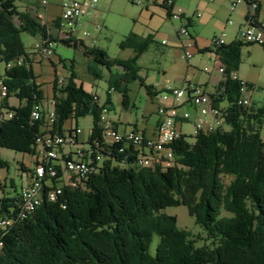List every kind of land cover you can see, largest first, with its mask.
Segmentation results:
<instances>
[{
	"label": "trees",
	"instance_id": "1",
	"mask_svg": "<svg viewBox=\"0 0 264 264\" xmlns=\"http://www.w3.org/2000/svg\"><path fill=\"white\" fill-rule=\"evenodd\" d=\"M16 1L0 0V62L24 61L6 68L0 77L5 79L10 97H17L22 104L12 108L13 119L0 126V148L33 155L42 122L33 125L30 116L43 100L44 90L37 83L21 34L58 41L47 24L21 12ZM164 7L170 17L171 9ZM259 14L260 7L256 17ZM153 43L152 34L141 37L130 33L119 47L133 50L134 57L123 60L111 59L96 46L62 42L89 58L87 71L94 78H103L102 68L108 70V91L103 104L96 102L94 95L78 84L71 63L67 85L61 97H56L53 132L62 133L67 122L90 116L89 143H101V116L105 108L114 110L113 92L122 95L125 109L130 107L131 82L140 81L148 96L154 95L152 85L140 77L138 65ZM250 45L254 44L233 41L217 51L227 67V78L215 90L230 103L240 89L230 74L238 72L241 49ZM230 110L229 130L199 134L194 142L174 139L166 144L175 147V162H167L173 163L165 164L167 167L163 162L139 166L136 157L120 166L121 156L115 155L114 149L113 154L102 151L101 171H94L75 187L64 185L56 202L42 198L30 216L14 225L3 238L0 264H264V140L260 134L264 109L233 105ZM2 168H8V162L0 158ZM3 188L0 182V191ZM13 202L3 198L0 206L4 211ZM180 205H185L211 244L196 246L191 233L178 227L177 218L164 212L169 206ZM155 237L158 242L152 253Z\"/></svg>",
	"mask_w": 264,
	"mask_h": 264
},
{
	"label": "rangeland",
	"instance_id": "2",
	"mask_svg": "<svg viewBox=\"0 0 264 264\" xmlns=\"http://www.w3.org/2000/svg\"><path fill=\"white\" fill-rule=\"evenodd\" d=\"M23 0H17L16 5L21 9ZM165 0H99L97 11L93 12L88 24L89 29L93 32L96 40L95 46L105 50L111 59H129L134 57V51L131 49L122 50L119 44L130 33H135L141 37L154 35V43L149 50L140 56L138 65L141 68L140 77L145 79L146 85H154L158 88L165 85L174 87L181 86L182 80L186 79L203 85L209 82L211 75H216L213 64V53L204 52L195 54L191 61H187L184 52L180 50V41L178 39V31L182 26L180 19H170L164 5ZM237 0H215L209 3L207 0H178L177 6L174 8L186 9L189 15L199 13L201 18L197 20V25L189 29L191 35L197 37L199 48L208 49L215 37H220L226 33L227 43H231L238 39L239 26L245 22V15L248 7L244 2H239L237 10L231 11L232 2ZM262 1V12L260 20L264 23V0ZM57 0H51L52 5L49 6V14L56 16L59 9L56 5ZM232 20L233 25H229L228 21ZM99 27V28H97ZM54 35V32L51 31ZM21 39L29 54L32 62L33 70L37 75V83L44 90V97L40 105L43 108L50 107L53 98V87L55 76L59 74L66 79L70 76V65L74 64L75 71L78 75V84H82L84 89L91 94L98 95L100 103H104L108 91L107 78L108 70L102 68L103 78L96 79L87 71L89 58H86L81 50L74 47H68L61 43L54 44V55L47 57L43 53L34 49L38 42L37 37L27 33L21 34ZM163 40L167 43L162 45ZM90 43L89 40H87ZM238 76L242 80H250L254 82L255 89L250 93L251 106L255 111L264 109V45L254 44L244 46L241 49ZM65 62L67 67H64ZM188 64H198L199 70L189 69ZM205 67L210 68V73L203 72ZM7 64L0 62V76L5 74ZM115 72L116 70L113 69ZM131 106V121L136 120L143 122L145 119L153 123L157 117L159 99L151 101L147 91L141 86L140 81L131 82L128 91ZM154 99V98H152ZM10 103L18 105L19 100L15 96L9 98ZM112 100L115 107L110 115L122 113V95L116 92L112 93ZM191 112H193L191 110ZM192 114V119H193ZM82 130L80 135V146L87 148L88 140L91 135L93 126L92 117L88 116L80 118L76 121ZM69 123L66 126H69ZM75 124V120H72ZM76 123V124H77ZM193 121L183 124V132L190 142H194L193 138ZM262 139L264 140V118L263 125L260 130ZM157 139V146L165 148L166 144L160 143ZM0 158L8 162V168L0 169V182L4 188L0 191V199L3 197L13 198L23 185V177L20 168L25 163H31L30 155L17 153L12 150L0 148ZM161 159L164 161H173L172 153L161 152ZM163 166L167 167L173 163L163 162ZM165 164L167 166H165ZM123 166V165H121ZM228 183V179L224 178ZM13 183V185H12ZM63 182L58 183L62 186ZM169 216L177 218L178 227L191 233V239L195 241L196 246L211 244L207 239V235L203 229L196 224L195 219L188 213L187 208L182 205L168 207L164 211ZM224 216L227 213H223ZM158 237L154 238L152 244V253L155 252Z\"/></svg>",
	"mask_w": 264,
	"mask_h": 264
},
{
	"label": "built area",
	"instance_id": "3",
	"mask_svg": "<svg viewBox=\"0 0 264 264\" xmlns=\"http://www.w3.org/2000/svg\"><path fill=\"white\" fill-rule=\"evenodd\" d=\"M42 8H48L51 0H35ZM59 16L56 19L58 25L51 23L50 29L54 32L53 37L58 43L77 41L82 42L88 47L95 46L93 32L88 24L93 12L97 11L99 0H58ZM176 0H165L164 5L171 9L170 19H180L182 26L178 31V36L184 39L182 51L186 60L189 62L195 54L199 53L195 41L189 31V21L181 8L174 10ZM214 3L215 0H207ZM244 2L248 7L243 25L238 31V39L244 44L264 45V23L257 16L260 7L258 0H237L232 2L231 11L237 10L239 2ZM200 16L198 13L196 14ZM42 24H47L45 16L37 17ZM233 25V21H228ZM99 28V27H97ZM227 34L223 33L220 37H215L211 43L210 49L213 53V64L215 72L220 76L221 81L227 78L226 65L222 56L217 53L218 49L230 43L226 41ZM38 42L34 49L43 53L47 57L54 55V44L56 41L52 37H37ZM90 41V43L87 42ZM167 42L163 40L162 45ZM24 59L20 58L7 64V68L22 65ZM203 72L210 73L208 67ZM232 80L240 84L239 96L230 103L220 98L219 93L214 90L208 92L203 85L194 84L191 80L184 79L182 87L165 85L164 88L153 87L154 99H159L161 103L157 110V125L153 134H148L144 129H132L127 132H120L110 113L105 110L101 116L102 142H94L85 148L80 146L79 137L82 130L78 124L71 123L65 126L62 133L53 132V123L56 118V97H61V90L67 85L68 79L55 76V87L50 107L44 109L43 105L34 106L31 111L30 121L37 124L42 122V132L36 138L34 154L31 157L34 160L32 167H29L27 173V183L21 187L20 192L15 196L14 202L10 203L6 209L0 206V234L5 229L7 218H17V216H30L31 207L39 203V198H45L48 195H59L58 183L64 180H82V175L92 174L93 171H101L104 161L102 151L112 149L117 156H121V164H127L130 158L136 157L135 162L141 160H151L154 163L175 162V147L166 146V148L157 147V139L177 138L178 141L188 138L183 132V124L193 121V138L199 134L209 133L216 130H229L227 120L231 117V107L236 105L243 109L251 108L250 93L255 86L238 76L237 71L230 74ZM54 88V87H53ZM9 87L3 77H0V126L12 120L15 112L11 106L6 104L10 98ZM94 100L99 102L98 95H94ZM103 104V103H101ZM190 108L195 110L192 119ZM117 115V114H115ZM190 142V141H189ZM111 150V151H110ZM161 152L173 153V161H164L161 159ZM113 154V153H112ZM87 186V184H86Z\"/></svg>",
	"mask_w": 264,
	"mask_h": 264
},
{
	"label": "crops",
	"instance_id": "4",
	"mask_svg": "<svg viewBox=\"0 0 264 264\" xmlns=\"http://www.w3.org/2000/svg\"><path fill=\"white\" fill-rule=\"evenodd\" d=\"M259 1V3H260V14H259V17H260V15H261V12H262V1L261 0H258ZM23 2V4H22V7H21V9H19L21 12H26V13H30V14H32L34 17H38V15H43V16H45V19H46V22H47V25L50 27V25H51V23H54V21L58 18V16H59V14L58 15H56V16H51L50 14H49V7L48 8H42L35 0H23L22 1ZM59 1L57 0V2H56V5H57V7H58V9H59ZM177 4H178V0H176L175 1V6H174V8L177 6ZM52 5V3L50 4V6ZM182 9V8H181ZM183 10V12H184V15L188 18V21H189V24H188V27H189V29H191V28H194L196 25H197V20H199L200 18H201V14H199L200 16L198 17L196 14L197 13H195V14H193L192 13V15H189L188 13H187V11H186V9H182ZM59 13H60V10H59ZM244 19H245V17H244ZM241 26V25H240ZM240 26H239V28H240ZM190 31V30H189ZM239 31V30H238ZM192 37H193V39H194V41H195V45H196V48H197V50L199 51V53H204V52H202V51H204L202 48H199V46H198V43H197V37L196 36H194V35H192ZM178 39H179V41H180V50H182V44L184 43V39H181L179 36H178ZM235 41V40H234ZM164 45V44H163ZM166 45V44H165ZM164 45V46H165ZM209 49V48H208ZM199 53H197V54H199ZM188 67H189V69H194V70H196V71H198L199 70V65L197 64H188ZM212 77H211V79H210V81L209 82H206L205 84H203V86H204V88L208 91V92H213L215 89H216V87L218 86V84H219V82L221 81V78H220V76L216 73V75H211ZM245 81H247V82H249V83H251V84H253L254 82H251L250 80H245ZM193 82V81H192ZM195 83H197V82H194V84ZM198 84V83H197ZM151 85V84H150ZM184 85V80H182V84H181V86L180 87H182ZM254 85V84H253ZM165 86H161V88H164ZM177 87H179V86H177ZM93 95H95V94H93ZM18 99V98H17ZM19 100V99H18ZM158 99H152V97H151V101L153 102V101H157ZM159 101V104L161 103V101L160 100H158ZM130 102V101H129ZM6 104L8 105V106H11V108H18L22 103L20 102V100H19V102H18V105H13V104H11L10 103V100L8 99L7 101H6ZM101 104V103H100ZM45 109V108H44ZM46 109H48V108H46ZM114 110H115V107H114ZM190 110H192L193 112H192V114L194 115L195 114V110L193 109V108H190ZM113 111V110H112ZM111 119L113 120V122L115 123V125H116V128L120 131V132H127V131H130V130H132V129H144L145 131H146V133H148V134H153V132H154V130H155V127H156V125H157V121H158V117H156V119H155V121L153 122V123H150V120H148V119H145L143 122H140V121H138V120H136V121H134V122H132L131 121V106L128 108V109H125L124 107H123V110H122V113H121V115L120 114H118V115H115V116H111ZM70 122V121H69ZM69 122H67V123H69ZM66 123V124H67ZM71 123H72V121H71ZM70 123V124H71ZM75 123H77L76 121H75ZM69 124V125H70ZM78 124V123H77ZM79 140H80V138H79ZM158 148H160L159 146H157ZM30 158H31V163L32 164H28V163H25V162H23L24 163V165H22L21 166V168H20V171L22 172V176L23 177H25V178H23V185L22 186H24L26 183H27V180H28V178H27V175H25V173H27V171H28V169H29V167H32V165H33V163H34V160H33V158L31 157V155H30ZM12 185H13V183H12ZM18 194V193H17ZM16 194V195H17ZM4 199H10V198H8V197H3ZM2 198V199H3ZM15 198V196L13 197V198H11V199H14ZM0 201H1V199H0Z\"/></svg>",
	"mask_w": 264,
	"mask_h": 264
},
{
	"label": "bare ground",
	"instance_id": "5",
	"mask_svg": "<svg viewBox=\"0 0 264 264\" xmlns=\"http://www.w3.org/2000/svg\"><path fill=\"white\" fill-rule=\"evenodd\" d=\"M174 139H177V138H162V139H160L161 140L160 143H162V144H169ZM152 162L153 161H151V160H141V162H138V165L139 166H150L152 164ZM93 173H94V171H93ZM92 174L82 175V180H64L63 185L62 186H58V193H59V195H48L47 196V199L49 201H51V202H56L59 199V196L63 192V186L64 185H69L71 187H75V186L79 185V183L82 184V181H87L88 178ZM41 201H42V198H39V203L38 204H34V206L31 207V211H32L31 214L40 205ZM27 217L28 216H17V218H7V220L5 222V229L6 230L1 231V234H0V255L2 254L3 247H4V243H5L3 241V238L11 231V229L14 227V225L16 223L23 221Z\"/></svg>",
	"mask_w": 264,
	"mask_h": 264
}]
</instances>
